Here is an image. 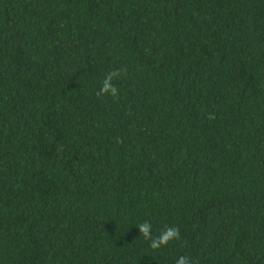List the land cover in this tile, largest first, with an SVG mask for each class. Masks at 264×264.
I'll list each match as a JSON object with an SVG mask.
<instances>
[{
  "label": "trees",
  "instance_id": "1",
  "mask_svg": "<svg viewBox=\"0 0 264 264\" xmlns=\"http://www.w3.org/2000/svg\"><path fill=\"white\" fill-rule=\"evenodd\" d=\"M179 256L264 264V0H0V264Z\"/></svg>",
  "mask_w": 264,
  "mask_h": 264
},
{
  "label": "clouds",
  "instance_id": "2",
  "mask_svg": "<svg viewBox=\"0 0 264 264\" xmlns=\"http://www.w3.org/2000/svg\"><path fill=\"white\" fill-rule=\"evenodd\" d=\"M121 72L120 70H113L107 73L102 80L101 87L97 91L96 95H110L116 97L118 95V89L112 83L115 78H119ZM140 235H142L146 240L150 241L149 247L153 250L159 249L166 246L170 241L179 239V229L176 227H166L162 229L158 235H152V224L145 221L136 226ZM175 264H190L189 258L186 256H179Z\"/></svg>",
  "mask_w": 264,
  "mask_h": 264
}]
</instances>
